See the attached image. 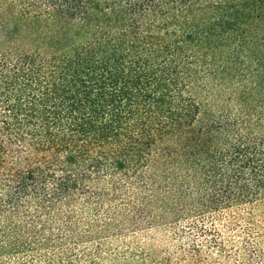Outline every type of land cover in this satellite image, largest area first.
<instances>
[{
	"label": "trees",
	"instance_id": "trees-1",
	"mask_svg": "<svg viewBox=\"0 0 264 264\" xmlns=\"http://www.w3.org/2000/svg\"><path fill=\"white\" fill-rule=\"evenodd\" d=\"M0 264H264V0H0Z\"/></svg>",
	"mask_w": 264,
	"mask_h": 264
}]
</instances>
